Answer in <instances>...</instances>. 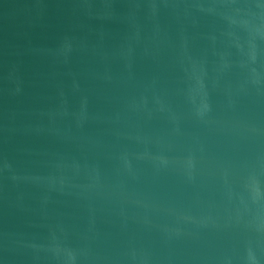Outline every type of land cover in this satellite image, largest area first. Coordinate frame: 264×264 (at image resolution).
Listing matches in <instances>:
<instances>
[{
    "label": "water",
    "instance_id": "water-1",
    "mask_svg": "<svg viewBox=\"0 0 264 264\" xmlns=\"http://www.w3.org/2000/svg\"><path fill=\"white\" fill-rule=\"evenodd\" d=\"M0 264H264V0H0Z\"/></svg>",
    "mask_w": 264,
    "mask_h": 264
}]
</instances>
